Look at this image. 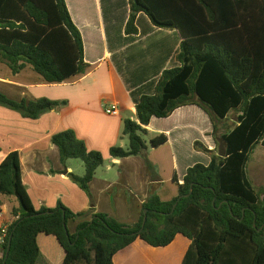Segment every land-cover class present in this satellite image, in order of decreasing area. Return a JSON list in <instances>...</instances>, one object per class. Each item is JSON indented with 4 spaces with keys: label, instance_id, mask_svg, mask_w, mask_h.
<instances>
[{
    "label": "trees",
    "instance_id": "obj_1",
    "mask_svg": "<svg viewBox=\"0 0 264 264\" xmlns=\"http://www.w3.org/2000/svg\"><path fill=\"white\" fill-rule=\"evenodd\" d=\"M128 2L127 35L138 34L137 19L144 13L156 27L177 31L182 42L176 57L179 66L166 70L154 94L138 101L137 121H125L129 148L113 147L110 156H145L152 119H166L185 106L207 113L211 135L216 144L219 137L227 143V156L197 141L196 150L213 152L211 162L189 168L182 184L175 177L176 198L151 196L134 225L96 213L71 234L69 220L82 215L62 204L37 211L22 180L19 154L12 152L0 165V196L17 203L3 264H39L41 236L58 242L64 252L62 264H115L114 257L134 244L164 249L179 238L189 243L181 264H264V187L255 189L247 174L250 154L258 145L264 147V0ZM0 63L14 74L31 66L48 84L85 75L90 65L85 62L83 37L66 0H0ZM62 104L46 98L18 102L0 92V106L31 120ZM233 113L238 114L235 126L219 136L217 121L225 123ZM167 142L160 134L150 140V148ZM52 143L65 167L73 159L85 164L84 176L70 177L91 196L89 185L105 162L103 154L89 150L73 130L55 134ZM147 164L156 180L154 166ZM21 202L25 214L20 213ZM2 206L0 200V214Z\"/></svg>",
    "mask_w": 264,
    "mask_h": 264
},
{
    "label": "crops",
    "instance_id": "obj_2",
    "mask_svg": "<svg viewBox=\"0 0 264 264\" xmlns=\"http://www.w3.org/2000/svg\"><path fill=\"white\" fill-rule=\"evenodd\" d=\"M121 28L117 24L111 0H66L75 25L83 37L85 62L90 65L85 75L75 76L61 84H48L31 66L18 74L0 63V92L21 102L49 99L63 103L56 110L37 120L0 106V165L12 152L19 154L24 185L37 211L56 209L62 204L75 214L71 219L75 234L83 222L103 213L126 223L136 224L142 216L143 204L158 195L163 201L178 196V184L183 183L187 170L205 160L211 153L195 149L202 143L215 151L213 124L198 106H185L166 119L153 118L147 127L152 138L165 134L168 142L151 148L145 157L114 159L113 147H124L123 130L126 120L137 121L136 105L143 96H151L166 70L179 66L176 57L182 42L177 31L156 27L141 13L137 35H127L130 17L128 0ZM115 15V16H114ZM145 28L140 27V22ZM116 107L115 114L106 109ZM220 123L218 135L220 133ZM73 130L89 150L105 158L89 185V196L70 174L76 171L60 159L59 149L52 143L55 134ZM222 131V130H221ZM150 139V140H151ZM203 139V140H202ZM220 139V138H218ZM147 161L154 166L156 180L151 178ZM79 176V175H77ZM81 177V176H80ZM3 202L0 225L13 223L14 198L0 196ZM39 264H62L64 252L53 237L41 236ZM189 243L179 238L168 248H152L134 244L114 257L115 264H181Z\"/></svg>",
    "mask_w": 264,
    "mask_h": 264
},
{
    "label": "rangeland",
    "instance_id": "obj_3",
    "mask_svg": "<svg viewBox=\"0 0 264 264\" xmlns=\"http://www.w3.org/2000/svg\"><path fill=\"white\" fill-rule=\"evenodd\" d=\"M127 0H111L112 5H113V10H114V15L117 24L119 23V28H121L122 26V22H123V17L125 14V9L127 6ZM140 27L142 29L145 28V23L143 21L140 22ZM237 113H233L228 121H226L224 124H220V133L226 131L229 128H232L235 126V122L237 120ZM222 130V131H221ZM220 135V134H219ZM124 149H128L129 148V139L127 136H124ZM151 137H153V135H150V133L146 136V140H147V144L149 146V150L150 148V139ZM220 138V137H219ZM203 140V139H202ZM220 148V143L217 144L215 152H217ZM143 157V156H142ZM145 157V156H144ZM196 163H201V164H205L206 161L205 160H199ZM71 164L73 165L76 174L79 176H84L85 174V164L81 161V160H76L73 159L71 160ZM149 173H151V178L153 179V173L152 170L149 168V166L147 165ZM247 174L249 177V180L252 184V186L257 189L260 190L261 188L264 187V147L261 145H258L255 150L250 154L249 157V162L247 165ZM153 196V195H152ZM70 231L75 228L73 222H70Z\"/></svg>",
    "mask_w": 264,
    "mask_h": 264
},
{
    "label": "built area",
    "instance_id": "obj_4",
    "mask_svg": "<svg viewBox=\"0 0 264 264\" xmlns=\"http://www.w3.org/2000/svg\"><path fill=\"white\" fill-rule=\"evenodd\" d=\"M107 114H115L116 107L112 106L111 108L106 109ZM2 213L0 214L1 217ZM12 223H3L0 225V264H3L5 246L9 239L10 227Z\"/></svg>",
    "mask_w": 264,
    "mask_h": 264
},
{
    "label": "water",
    "instance_id": "obj_5",
    "mask_svg": "<svg viewBox=\"0 0 264 264\" xmlns=\"http://www.w3.org/2000/svg\"><path fill=\"white\" fill-rule=\"evenodd\" d=\"M218 142L220 143L219 156L220 157H226L227 156V151H226L227 143H225L224 140L221 139V138L218 139ZM192 191H193V188L191 189V192ZM20 206H21L20 213L21 214H25L27 211H26V209H25V207H24L22 202L20 203ZM145 213H146V211H145ZM146 221H147V218L145 216L144 222H143V227L145 226ZM11 240H12V237L10 238V241ZM9 250H10V245H9ZM8 256H9V251L7 252V256L6 257L8 258Z\"/></svg>",
    "mask_w": 264,
    "mask_h": 264
}]
</instances>
